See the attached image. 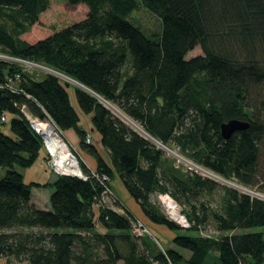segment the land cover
Listing matches in <instances>:
<instances>
[{
    "label": "trees",
    "instance_id": "obj_1",
    "mask_svg": "<svg viewBox=\"0 0 264 264\" xmlns=\"http://www.w3.org/2000/svg\"><path fill=\"white\" fill-rule=\"evenodd\" d=\"M66 1L80 6L79 15L45 27L41 15L49 0H0V53L76 83L45 71L34 76L0 58V126L9 115L11 133L0 127V258L27 264H209L212 256L218 264H264L263 232L245 231L264 227V199L182 168L100 101L192 163L264 193V0ZM139 7L158 18V32L148 34L129 19ZM195 46L202 54L186 58ZM70 87L79 111L90 114L107 159L86 143ZM22 106L62 131L73 129L98 176L78 159L86 179L55 175L51 183L26 184L22 171L38 158L42 140ZM228 119L248 126L224 139L220 124ZM114 174L148 221L195 234L175 233L166 249L148 235H134L128 210L99 204L101 177L110 188ZM33 187L51 189L48 209L30 201ZM153 194L171 197L189 226L170 220ZM207 226L217 234L200 235Z\"/></svg>",
    "mask_w": 264,
    "mask_h": 264
},
{
    "label": "rangeland",
    "instance_id": "obj_2",
    "mask_svg": "<svg viewBox=\"0 0 264 264\" xmlns=\"http://www.w3.org/2000/svg\"><path fill=\"white\" fill-rule=\"evenodd\" d=\"M50 1V5L47 11H45L42 15H41V21L42 24L45 27L51 26V27H58L64 23H66L67 20H69L70 18H74L77 17L79 15L80 12V6H72L69 5L68 2L66 0H49ZM85 6V5H84ZM129 19L134 22L135 24L139 25L146 33L150 34V33H155L158 32L160 29V24H159V20L158 18L153 15L152 13H150L149 11L145 10L142 7H139L138 9L134 10L130 16ZM72 22V21H71ZM202 54V50L199 46H195L193 49H191L190 51L187 52L186 54V58H190L196 55ZM1 56H9L6 55L4 53H0V58L7 60V61H12V62H16V63H20L23 67L24 70H28L30 71V73L34 76H37L42 74V70L33 62H28L25 60H21V59H17V58H13L10 59L8 57H1ZM11 57V56H10ZM127 61L130 62V57L128 56V58L126 59ZM128 67V63L125 65V68ZM40 71V72H39ZM62 81L69 83L70 85H75L76 83L69 79L66 78L65 76L61 75V77H59ZM68 91H72V87L68 88ZM101 102H103V104L118 118H120L124 123H126L128 126H130L131 128H133L136 132H138L140 135H142L143 137L153 141L155 144H157L160 148L164 149V151L167 153V155L169 156H173L176 158V161L181 165L182 168L185 169H190L193 171H196L197 173H199L201 176H206V177H210L218 182H220L221 184L224 185H228L234 188H237L238 190L248 193L251 196H256L259 197L261 199H264V193L258 192L255 188H248V187H243L239 184H236L232 181H228V180H224L222 178H220L219 176L211 173L208 170H205L203 168H201L200 166L192 163L190 160L185 159L184 157H182L181 155H179L176 151L175 148L168 147L166 145H162L159 144L158 141H156L155 139L151 138V136H149L138 124H136L135 122L131 121L128 117H126L124 114H122L113 104L104 101L102 99H100ZM263 115H264V111H263ZM9 115L8 117H6V121L1 124V130L7 134V135H11L10 130H9ZM71 149V148H70ZM73 151V149H71ZM75 151V157L77 160V163H79L78 165H80V161L81 158L78 154V152L76 150ZM79 159V160H78ZM46 163V160H45ZM47 165V164H46ZM260 165L261 167H263L264 165V156H262V159L260 160ZM1 171V170H0ZM3 173V171H2ZM109 185L111 186L113 191L112 193L119 198V202L121 204H123V206H125V208L128 210V212L134 216H136L137 218H139V220L143 223V225L145 226V228L147 229V233H145V235H148V233L150 234V239L154 240V244L159 247V248H169L172 247V243H171V239L172 237L175 235V233H186V234H195V232H189V231H179V232H175V231H171L168 230L167 228H165L163 225H158V224H154L151 223L150 221H148L142 214L140 207L137 205V203L133 200V198L126 192V190L124 189L120 179L118 178V176L116 174L113 175V177L109 180ZM51 189L50 188H42L41 193L44 196L46 193H50ZM119 191L123 192V195L121 193H119ZM111 195V194H110ZM159 194H153L151 196L152 200L157 201L161 208L163 213L172 221L175 222V220L173 218H171L168 214H167V210L165 208V206L163 205V203H161L160 198L158 196ZM113 196V195H112ZM124 196L128 197V199H130V202L127 203L125 201V199L123 198ZM164 196V195H163ZM162 196V200H164ZM111 198L109 195L108 196H104L103 199H101L99 201V204L106 206V207H112L116 209V205L115 204H111ZM41 202L43 203V199H40ZM48 201V199H47ZM127 205H125V204ZM179 209V214H182L180 211V207H178ZM183 215V214H182ZM184 216V215H183ZM185 217V216H184ZM185 219V218H184ZM181 221L178 222V224L180 225ZM177 223V221H176ZM99 226V225H98ZM245 231L248 232H253V231H259V232H263L264 234V227H251V228H247L245 229ZM200 234V233H199ZM217 234L216 231H214L212 229V227H206V229L201 230V234L200 235H214ZM175 247V246H174ZM179 251H181L183 253V255L185 257L189 256V252L186 250H180V248H178ZM214 255V254H213ZM207 263L209 264H218L217 260H215V258H213L212 256H209L207 258ZM0 264H27L26 262H22V263H13V262H7L6 260H3L2 258H0ZM119 264H121V262H119Z\"/></svg>",
    "mask_w": 264,
    "mask_h": 264
},
{
    "label": "built area",
    "instance_id": "obj_3",
    "mask_svg": "<svg viewBox=\"0 0 264 264\" xmlns=\"http://www.w3.org/2000/svg\"><path fill=\"white\" fill-rule=\"evenodd\" d=\"M1 57H8L10 59H13V57H10V56H1ZM37 66L42 71L49 72V73H52V74H55V75L61 77L60 73H57V72L53 71L52 69H50L46 66H43V65H37ZM22 111H23L25 117L28 119L30 127L35 131L36 134H38L40 136V138L42 140V152L45 155L46 164H47V167L50 169V171L55 175H72V176H77V177L86 179L87 175L85 173H83L82 169L78 165L76 157H75L74 149L72 147H70L65 140L64 131H62L61 129L56 127L48 119H40L36 116H33L23 106H22ZM1 119L3 120L4 117L2 116ZM42 125L49 126L52 129V135L49 134V136H48V134L42 128ZM85 141H86V143L90 142V137L88 135L86 136ZM55 142H57V144H58L57 146L54 144ZM59 143H60V145H59ZM70 148L73 149V151ZM60 154H63L64 158L62 157L61 159H59ZM73 161H74V164L72 163ZM60 166L63 168H66L67 172L63 173L61 171L62 169H60ZM89 170H90V173L92 176H95V177L98 176L95 173L94 169L89 168ZM101 178H102V182H103V186H104L102 193H101V199H103L104 196H108V195L113 198L114 195L112 194V191L105 184L106 183L105 182L106 177L102 176ZM163 195L168 196L167 194H159L158 196L160 198L161 203H163V200H162ZM112 198H111V200H112L111 204L113 203ZM169 199L172 201V203L178 209L179 206L175 203V201L171 197H169ZM163 205L165 206L164 203H163ZM111 208L113 210L119 212V213H123L124 211H127L126 208H123V205H119V207L116 206V209L113 208V206ZM165 208L167 210L166 206H165ZM167 214L169 215L168 210H167ZM178 216L181 219H176L173 216L172 217L170 216V217L173 218L175 220V222L177 221V223L179 221H181L180 222L181 227H188L189 223L182 214H179V209H178ZM130 227H131L130 228L131 232L134 235H143V234H145L144 232H146V233L148 232L147 229L145 228V226L143 225V223L139 220V218H137L136 216H134L132 214H130ZM148 235L150 236L149 233H148Z\"/></svg>",
    "mask_w": 264,
    "mask_h": 264
},
{
    "label": "crops",
    "instance_id": "obj_4",
    "mask_svg": "<svg viewBox=\"0 0 264 264\" xmlns=\"http://www.w3.org/2000/svg\"><path fill=\"white\" fill-rule=\"evenodd\" d=\"M69 99L72 104V106L77 110L79 114V125L88 133V136L90 137V143L93 144L96 149L99 151V153L106 158V151L102 148L100 144V135L92 129L91 123H90V114H82L75 101L74 93L73 91H68ZM64 137L66 142L70 147H72L74 150H78V154L81 158V161L84 163V165L87 168L94 169L95 168V161L94 159L88 155L87 153L83 152L78 145V137L73 129H68L64 131ZM23 174V180L26 184L28 183H51L55 179V174H53L50 169L47 167L45 163V155L42 152V150L39 152V156L36 159V161L28 168L24 169L22 171ZM2 176V170L0 171V177ZM111 188V187H110ZM47 189V188H46ZM42 188H31V197L30 201L40 209H48V193H46L44 196L41 193ZM112 190V188H111ZM113 192V191H112ZM123 195L122 191H119ZM113 194V193H112ZM114 195V194H113ZM115 196V195H114ZM116 197V196H115ZM117 198V197H116ZM127 203L130 202V199L128 197H123ZM40 199H43V203ZM120 200L119 198H117ZM119 202V201H118ZM120 203V202H119ZM121 204V203H120ZM125 204V203H124ZM123 205V204H121ZM126 205V204H125ZM127 206V205H126Z\"/></svg>",
    "mask_w": 264,
    "mask_h": 264
},
{
    "label": "water",
    "instance_id": "obj_5",
    "mask_svg": "<svg viewBox=\"0 0 264 264\" xmlns=\"http://www.w3.org/2000/svg\"><path fill=\"white\" fill-rule=\"evenodd\" d=\"M248 126L246 121L238 119H228L220 124V133L224 139L229 138V136L238 130H243Z\"/></svg>",
    "mask_w": 264,
    "mask_h": 264
},
{
    "label": "bare ground",
    "instance_id": "obj_6",
    "mask_svg": "<svg viewBox=\"0 0 264 264\" xmlns=\"http://www.w3.org/2000/svg\"><path fill=\"white\" fill-rule=\"evenodd\" d=\"M42 128L48 134V136H49V134L52 135V129L49 126L42 125ZM54 144L56 146L58 145L57 142H55ZM159 144H161V143H159ZM59 145H60V143H59ZM62 157L64 158V155L63 154H60L59 159H61ZM72 163L74 164V161ZM60 169H62L61 171L63 173H66L67 172V169L66 168H63V167L60 166ZM163 198H164L163 203L166 205L169 215L171 217L172 216L175 217L176 219H181L178 216V209H177V207L172 203V201L169 199V197L166 196V195H164ZM124 208H125V206H124Z\"/></svg>",
    "mask_w": 264,
    "mask_h": 264
}]
</instances>
